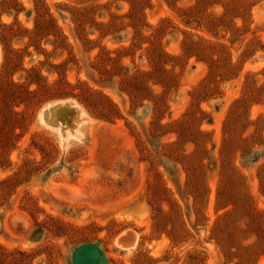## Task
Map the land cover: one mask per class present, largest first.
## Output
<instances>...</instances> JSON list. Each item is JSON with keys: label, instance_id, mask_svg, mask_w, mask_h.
<instances>
[{"label": "rangeland", "instance_id": "rangeland-1", "mask_svg": "<svg viewBox=\"0 0 264 264\" xmlns=\"http://www.w3.org/2000/svg\"><path fill=\"white\" fill-rule=\"evenodd\" d=\"M263 232L264 0H0L6 264H264Z\"/></svg>", "mask_w": 264, "mask_h": 264}, {"label": "trees", "instance_id": "trees-1", "mask_svg": "<svg viewBox=\"0 0 264 264\" xmlns=\"http://www.w3.org/2000/svg\"><path fill=\"white\" fill-rule=\"evenodd\" d=\"M138 3H139V1H133L130 4L132 10H134L135 6L138 5ZM137 21H139V20L137 19ZM110 24H112V23H110ZM203 42H205V41H203ZM205 49H206V46L205 45H202L200 47L201 53L204 52ZM152 57L153 58L155 57V59L157 60V62L162 64L163 67L160 69V71L163 74H166L167 71L164 69V66L166 65V63H165V53L162 52V51H160V52L158 51L157 53L153 54ZM210 74H212V70L211 69L209 71V75ZM164 79H165V81L161 83L162 85H165L166 83H169L170 79H168L166 76H165ZM79 96L81 97L82 101L87 102V103H90L91 105L96 104V102L98 101V105L101 106L100 110H98L99 111L98 113H100L101 115H103V117H108V118H113V119H118L119 118L118 110L116 109V107L114 106V104L109 99H107L106 96H103L100 93L92 92V91H90L88 89H83V91L80 92V95ZM133 99H136V96H133ZM159 107L160 108L165 107V101L162 99V97H159ZM16 115H17L16 113L11 112L9 114V118L7 119V125L10 128V132L8 133V138H7L8 140L6 139L3 142V145H5V147L10 144V142H9L10 141V137H12V135H13V133L11 132V128L14 127V124L17 121L16 118H15ZM177 134L179 136L181 135L180 132H177ZM199 135L201 136V135H203V133L202 132H199ZM186 158H188L186 156V154H183L182 155V159H186ZM182 166H183L184 171H185V173L187 174V177H188L187 178V187L188 188H191L193 186L194 181L199 176V174H198L199 167L198 166H194V165H192V164H190L188 162L183 163ZM225 193L226 192L223 191V189L219 190V192H218L219 198H221L222 196H224ZM248 211H249V213H250L249 215H251V217L255 213L254 212L255 210H253L250 207H248ZM262 239H264V232H263ZM10 254H12V253H7L4 249H2L0 247V264H6L7 263V258H8V256Z\"/></svg>", "mask_w": 264, "mask_h": 264}, {"label": "water", "instance_id": "water-1", "mask_svg": "<svg viewBox=\"0 0 264 264\" xmlns=\"http://www.w3.org/2000/svg\"><path fill=\"white\" fill-rule=\"evenodd\" d=\"M63 108H67L70 112H74L73 108H71L68 105H64ZM132 240H134V235L131 232H126L123 236H120L118 239L120 243H124V244L129 243ZM84 253H86L87 256L89 257L90 264H97L98 261L100 263L103 262V258L100 256L97 248L94 245L86 244V245H81L74 250L72 254V264H82L80 260V256Z\"/></svg>", "mask_w": 264, "mask_h": 264}, {"label": "bare ground", "instance_id": "bare-ground-1", "mask_svg": "<svg viewBox=\"0 0 264 264\" xmlns=\"http://www.w3.org/2000/svg\"><path fill=\"white\" fill-rule=\"evenodd\" d=\"M71 107V106H70ZM61 109L62 108V106L61 105H58L57 106V109ZM71 108H73V111L74 112H71L72 113V115H76V113L78 114V111H77V109L75 108V107H71ZM56 110V109H55ZM125 233H123L122 234V236L124 235ZM134 235V240H132L131 242H129V243H120L119 241H118V244L120 245V246H122L124 249H131V248H133L134 246H135V244H136V239H137V237H136V235L135 234H133ZM80 260H81V263L82 264H90V259H89V257L87 256V254L86 253H84V254H82L81 256H80Z\"/></svg>", "mask_w": 264, "mask_h": 264}]
</instances>
